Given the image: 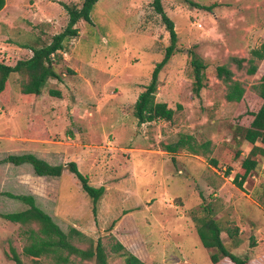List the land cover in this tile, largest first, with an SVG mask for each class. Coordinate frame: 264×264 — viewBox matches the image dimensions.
I'll list each match as a JSON object with an SVG mask.
<instances>
[{
  "label": "rangeland",
  "instance_id": "obj_1",
  "mask_svg": "<svg viewBox=\"0 0 264 264\" xmlns=\"http://www.w3.org/2000/svg\"><path fill=\"white\" fill-rule=\"evenodd\" d=\"M153 1L99 0L91 12V23L79 21L75 26L78 34L67 39L65 47L56 53L53 65L61 75L66 74L63 75L66 81L70 82L79 74L82 80L88 78L90 83L78 87L72 83L67 85L63 98L61 94H50V90H55L54 85H45L44 91L51 98L46 101L45 108L48 112L62 114L63 119L55 122H63L66 134L71 137L57 135L53 139L62 141V146L75 152L84 148L98 152V166L108 171L109 182L122 180V183L115 188L118 195H110V203L101 215H95L92 200L69 169L74 175L73 180L66 179L60 191L61 209L64 210L60 216L63 218L55 221L66 233L75 228L74 225L83 230L86 236L72 234L68 238L76 247L85 250L91 243L88 238H92L93 245L100 238L108 264H125V257L113 249L117 240L120 241L112 232L120 221L115 215L143 207L127 218L128 225L133 226L136 218L141 220L148 215L150 222L169 227V223L173 224L182 213L186 226L192 223L196 227L194 218L204 215L203 208L208 206L223 228L221 236L228 249L241 257H249L257 245L255 232L259 228L264 230V178L249 177L248 183L239 187L235 179L223 177L228 170H234L233 174L238 172L243 161L242 152L247 154L251 145L234 138L230 118L236 103L227 101V86L217 77L216 68L222 64L231 65L235 78L248 87L256 81V77L238 71L230 58L250 55L254 48H260L264 43V0H162L166 13L175 23L177 46L182 52L176 51L161 70L156 100L167 102L176 112L172 121L140 124L135 116V103L171 44L169 31ZM189 1L212 9L194 6ZM64 3L81 5V0H6V12L10 15H0V61L15 65L33 55L31 46L46 45L54 35L65 30L69 15ZM190 50L201 56L207 65L205 86L200 95L194 91ZM258 63L264 71V59ZM9 79L11 99L14 104H21L22 100H27L20 90L24 76L12 73ZM4 110L0 108V114ZM12 122V125H6L0 121V136H3L0 137V150L4 154L24 149L18 138L28 125L26 113L18 111ZM6 127L16 133L1 131ZM182 134L192 136L191 143L176 153H164L166 144L177 142ZM114 144L128 150L110 151L108 146ZM190 145L197 147L198 156L190 155ZM129 148L156 149L158 164L151 163V168L158 172L162 167L167 176L159 182L146 178L137 184L125 185L123 178L128 172L127 164L132 160ZM72 156L70 158H74ZM256 158L259 160L257 168L264 175V156ZM143 163L150 165L149 161ZM200 166L212 174L214 184L209 191L197 178L193 181L189 176H196V173L198 176ZM158 173L162 175L161 170ZM176 175L181 176L184 186L172 179ZM1 189L0 264H19L13 259L15 253L22 264H56L53 255L40 258L25 255L24 246L34 235L31 230L38 226L12 222L1 216L28 207L5 195V192L22 194L25 190L10 186ZM141 199L150 200L151 208L144 204L137 207ZM40 206L48 208L45 202ZM75 207H79V212L73 211ZM243 226L245 228L240 232ZM228 229L232 230V237H229ZM155 234V242H162ZM258 236L264 248V232L263 237L262 233ZM186 240L192 245H185L183 251L159 248L145 254L146 259L142 260L149 264H174L188 257L194 264H212L209 253L213 249L202 244L196 229L186 235ZM253 250L258 251L257 248ZM60 253L69 257L68 263L62 261L61 264H96L95 259H82L78 254H69L68 250ZM136 253L140 257L144 251Z\"/></svg>",
  "mask_w": 264,
  "mask_h": 264
},
{
  "label": "trees",
  "instance_id": "obj_2",
  "mask_svg": "<svg viewBox=\"0 0 264 264\" xmlns=\"http://www.w3.org/2000/svg\"><path fill=\"white\" fill-rule=\"evenodd\" d=\"M98 1L81 0V5L64 3L69 15V21L65 30L54 35L53 40L46 45L31 46L30 49L33 51V55L17 61L15 65L0 61V103L2 105L9 103L11 99L9 77L12 73H20L24 76L20 90L21 94L27 98L41 95L43 88L50 78L60 79L62 77L53 65L55 61L51 59V54L56 53L59 49H63L65 47L64 42L78 34V28L75 26L79 21L83 20L91 23V12ZM189 3L207 10L212 9L211 6H204L193 1H189ZM5 5L6 0H0V10ZM153 6L161 15L169 31L171 44L166 49L163 59L155 66L150 82L139 94L135 103V116L140 124L157 120L172 121L176 112L167 102L157 101L156 94L161 70L168 64L176 51L182 52V50L177 46L178 34L175 29V23L166 13L162 0H154ZM190 53L192 54L191 64L195 77L194 91L197 95H200L202 88L205 86L207 65L203 58L195 51L190 50ZM263 59L264 43L260 48H254L250 55L243 57L232 56L230 58L238 71L256 77V81L251 87L244 85L243 82L235 78L236 73L231 68V65L222 64L216 68L217 77L227 86V101L236 103V108L230 118L231 125L235 130L234 138L252 144L248 156L243 159L235 175V180L239 187H242L251 172L257 169L259 161L256 159V156L259 154L264 155V147L262 146L264 145V71L258 63V61ZM50 94L59 96L61 93L58 90H50ZM23 137L51 139L42 115L32 114L29 116L28 125L24 129ZM191 139L192 136L182 134L177 142L166 144L164 150L175 153L180 148H185L186 144L191 143ZM258 142L262 145H258ZM189 150L194 154H199V150L194 145H190ZM4 162L15 165L27 163L33 168L34 173L39 176L59 177L65 169L62 164H50L33 153L9 154L4 159ZM69 165L70 171L76 174L83 190L92 200L93 212L96 215L99 202L106 191L105 186L92 185L89 182V177L77 168L75 162H70ZM5 195L19 200L28 207L21 211L1 214V216L12 222L21 224L35 223L38 226L37 229L31 230L34 234L32 240L24 246L23 251L26 256L40 258L53 255L56 264H61L62 261V263H68L69 257L63 256L60 251L68 250L69 254H78L82 259H95L96 264H108L106 249L100 238L95 245L92 244V238H88L91 240L89 247L85 250L80 249L73 245L68 238L72 234H80L82 236L85 234L76 228H71L70 232L66 233L53 217L37 204L33 195L15 194L12 192H5ZM202 214L204 215L194 218L196 229L202 244L209 250L213 249L209 253L213 264H264V254L255 259L250 257L244 258L230 251L221 236L223 228L212 215L211 208L205 206ZM227 233L229 237L233 236L232 230L228 229ZM113 249L117 254L125 257V264H148L135 253L129 251L119 240H117ZM13 259L22 264L20 256L16 253Z\"/></svg>",
  "mask_w": 264,
  "mask_h": 264
},
{
  "label": "crops",
  "instance_id": "obj_3",
  "mask_svg": "<svg viewBox=\"0 0 264 264\" xmlns=\"http://www.w3.org/2000/svg\"><path fill=\"white\" fill-rule=\"evenodd\" d=\"M7 4L5 7L0 11V15L5 13L7 16L10 15L9 12H6ZM5 11V12H4ZM9 19V18H7ZM32 56V55H31ZM29 56V57H31ZM66 74L63 73L62 77L60 79L54 78L49 79L47 83H51L50 85H54L55 90L60 91L62 98L66 95L67 85H74L75 87L88 85L90 83V80L88 78H80L79 74L75 75V79H72L70 82L66 81L63 77ZM10 81V79H9ZM11 84V83H10ZM22 95V94H21ZM23 96V95H22ZM51 98H49V95L45 93L44 88L39 96H31L30 98H27V100H22L21 104H14V100L10 99V102L0 106V108L3 110L0 114V121L1 123H4L6 125L11 124L12 121L15 118V115L18 111H21L22 113H26L27 122L29 120V116L32 114H40L43 116V120L46 125V129L51 135V139H39V138H25L23 137L24 129L27 127V125L22 129L20 132L22 134L21 137L18 138L20 141V144H23L24 149H20L17 151H11L8 154H4L0 150V192L3 191V189L6 186H10L16 189H23L25 190L22 194H28L33 195L37 201V204H40L45 202L48 204V208H44V210L49 213L54 220L62 219L63 217L60 216L61 212H64V210L61 209V198H60V191L62 187L65 185L66 179H72L73 180V173H70V162H75L77 165V168L85 175L89 177V182L94 186H105L106 191L103 195L102 199L99 202V208L98 212H103L104 207H107V205L110 203V195H118L117 190L115 191V188H117L118 185L122 183V180L109 182L110 174L108 171H103V166L99 167V162L97 158L98 152H92L89 148H84L82 151H74L70 149L68 146H62V141H56L53 138L59 135L60 137L67 136L68 138H71L69 135L66 134V131L63 128V122L56 124L55 120L63 119L62 114L59 112L54 111H47L45 108L46 101H50ZM60 115V118H59ZM158 121V120H157ZM153 122V121H152ZM143 124V123H142ZM1 131H5L7 133H16L14 130H10V128H2ZM9 137V135H7ZM3 137V136H0ZM11 137V136H10ZM109 143H112V141H109ZM252 148V144L248 142ZM21 144V146H22ZM258 145H262L261 143H257ZM264 147V145H262ZM66 148V149H65ZM108 149L110 151H113L114 149H125L123 147H118L109 145ZM250 150L245 154L242 152L243 156L241 158H245L248 156ZM129 151H131V157L132 160L129 161L130 163L127 164L128 172H126L125 179L123 178V181L125 185H130L132 183L137 184V182L141 179H150V181H160V179H163L165 175L164 168L159 167L162 172V175H159V171L156 172L152 167L153 164H158V160L156 159L155 155L157 154V150L155 149H137V148H129ZM163 151V150H162ZM164 153L168 152L166 150L163 151ZM23 153H33L37 155L38 157L45 159L50 164L58 165L62 164L65 169L63 170V173L59 177H51V176H39L34 173L33 168L25 163L21 165H15L12 163H6L4 162V159L9 154H23ZM171 153V152H168ZM176 153V152H175ZM192 156H198V154H194L190 152ZM70 155L74 156V158H70ZM102 155V154H101ZM260 155V154H259ZM72 156V157H73ZM258 156V155H257ZM256 156V157H257ZM264 156V155H261ZM180 157V155L178 156ZM258 160V158H256ZM149 161L150 165L146 166L143 162ZM198 161V159H196ZM259 161V160H258ZM199 162V161H198ZM150 166V167H149ZM259 166V165H258ZM86 167L87 170L90 169V171H87L84 169ZM92 167V168H91ZM240 168V167H239ZM258 169V168H257ZM253 170L251 174L247 177V179L244 181L243 185L245 186L248 183L249 177L253 178H264V175L262 173V170L259 172V169ZM85 170V171H84ZM200 173L195 174H189L190 178L195 181V178L202 184V186L205 188L206 191H209L212 187L213 183V177L211 172H207V168H203V166H200L198 168ZM197 171V169H196ZM229 173L227 175L223 174V177L229 178V179H235V175L232 172L234 170H228ZM231 171V172H230ZM182 172V169L179 170V173ZM257 173L259 175H257ZM128 177V178H127ZM181 176L176 175L172 177V179L180 185L184 186L183 182L180 181ZM66 180V181H65ZM79 180V179H78ZM191 180V181H192ZM131 182V183H130ZM189 181H186L187 183ZM119 183V184H118ZM130 183V184H129ZM67 184V183H66ZM242 185V186H243ZM223 187V185H222ZM189 189V188H188ZM13 193V192H12ZM16 194V193H15ZM221 195H223L221 193ZM141 204L138 203L137 207L144 204L147 207L151 208L150 200L141 199ZM149 202V203H148ZM186 202V201H185ZM78 203V202H77ZM184 206V205H183ZM43 208V207H42ZM79 208V207H78ZM78 208H74V212H79ZM143 207H140L139 209H128L125 210V212L121 215H115V218H120L119 223H117L116 227L113 229V234L120 239L131 251L136 253L139 250L144 251V254L140 257L141 259H146L145 254H148V252L155 251L159 248L164 249H173L178 251L185 250V245H192L191 241L186 240V235L194 231L196 229L195 225L192 223H189L190 225L186 226V223L184 221V215L180 213V217L176 219L173 224L170 222L169 227H166L164 223H158V222H150L149 216L144 215L141 220L136 218V221H133V226L128 225L126 223V220L128 217H133L136 211L142 210ZM93 210V209H92ZM167 219V218H166ZM58 222V221H56ZM172 224V225H171ZM141 225V226H139ZM76 229L79 231L81 228L79 226H75ZM243 228H241L240 232L243 231ZM153 230V231H152ZM197 231V229H196ZM154 232L155 235H158V237H161L162 242H155L154 239ZM264 230L262 228H259L255 234L257 245L253 247V249H258V251H255L252 249L251 252H254L253 255H250V258H258L261 254H264V248L261 246L260 243V237L258 236L259 233H262L263 237ZM198 233V232H197ZM186 234V235H185ZM202 242V241H201ZM262 247V248H261ZM208 249V248H207ZM136 255H138L136 253ZM184 261L181 262H175L174 264H194L191 260L187 258H184ZM211 261V260H210ZM149 264V262L147 261ZM212 263V262H211ZM213 264V263H212Z\"/></svg>",
  "mask_w": 264,
  "mask_h": 264
},
{
  "label": "built area",
  "instance_id": "obj_4",
  "mask_svg": "<svg viewBox=\"0 0 264 264\" xmlns=\"http://www.w3.org/2000/svg\"><path fill=\"white\" fill-rule=\"evenodd\" d=\"M59 50H60V49H59ZM56 53L58 54V51H57ZM56 53H52V54H51V59H52V60H54V59L56 60ZM55 60H54V61H55Z\"/></svg>",
  "mask_w": 264,
  "mask_h": 264
}]
</instances>
